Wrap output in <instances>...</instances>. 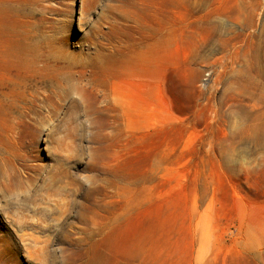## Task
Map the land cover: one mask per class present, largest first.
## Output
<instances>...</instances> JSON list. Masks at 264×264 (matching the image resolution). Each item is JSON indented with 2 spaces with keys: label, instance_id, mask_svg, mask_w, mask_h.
Instances as JSON below:
<instances>
[{
  "label": "rangeland",
  "instance_id": "obj_1",
  "mask_svg": "<svg viewBox=\"0 0 264 264\" xmlns=\"http://www.w3.org/2000/svg\"><path fill=\"white\" fill-rule=\"evenodd\" d=\"M0 264H264V0H0Z\"/></svg>",
  "mask_w": 264,
  "mask_h": 264
},
{
  "label": "bare ground",
  "instance_id": "obj_2",
  "mask_svg": "<svg viewBox=\"0 0 264 264\" xmlns=\"http://www.w3.org/2000/svg\"><path fill=\"white\" fill-rule=\"evenodd\" d=\"M106 64L109 65V67L111 69L116 70L120 74H121V72H125L124 68H121L120 66H118V64L114 60H108ZM111 72H112V70H111ZM116 90H117V93H119L118 99H119L120 103H122V104L126 103L125 101H129L131 99L137 101V100L149 98V94H147V91H146L145 83L142 81H139V80H132L131 83H128L122 87L116 88ZM120 95H122V96H120Z\"/></svg>",
  "mask_w": 264,
  "mask_h": 264
}]
</instances>
